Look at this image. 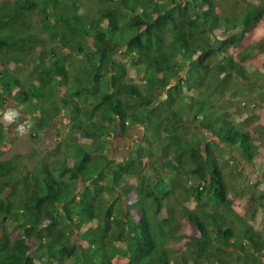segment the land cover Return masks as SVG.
I'll return each instance as SVG.
<instances>
[{
  "label": "trees",
  "instance_id": "1",
  "mask_svg": "<svg viewBox=\"0 0 264 264\" xmlns=\"http://www.w3.org/2000/svg\"><path fill=\"white\" fill-rule=\"evenodd\" d=\"M0 1V111L11 101L23 107L34 139L64 111L69 122V137L36 172L20 154L0 161V264H239L233 257L245 255L246 264H264V238L233 210L217 155L237 150L264 177V151L213 101L232 82L253 79L249 58L259 51L252 38L264 0L238 15L214 0ZM53 45L65 52L51 51L48 63ZM186 112L199 130L184 121ZM130 123L148 134L131 158L116 162L106 138L127 134ZM154 157L159 175L148 178ZM204 198L211 222L189 206ZM173 199L200 233L192 251L175 257L164 215Z\"/></svg>",
  "mask_w": 264,
  "mask_h": 264
},
{
  "label": "rangeland",
  "instance_id": "2",
  "mask_svg": "<svg viewBox=\"0 0 264 264\" xmlns=\"http://www.w3.org/2000/svg\"><path fill=\"white\" fill-rule=\"evenodd\" d=\"M214 1L225 13L230 15L241 14L246 9L255 7L261 2V0ZM85 3L88 9L95 6V3L92 1H85ZM70 8L72 7L67 8V10H70L69 12L72 10ZM235 32L236 31H233L232 34ZM219 37L222 39L223 35ZM252 44L259 46L258 53H253L249 58V75L253 79L244 84L236 81L232 82L231 89H228L222 97H214L215 99H213V101L215 105H221L227 108V110H229L228 114L237 118L238 125L247 128L256 139L260 141L261 148L264 151V16L255 27ZM55 49L59 53L65 52L58 45L54 46L52 50H48V63L52 62L53 54L51 51ZM216 61L217 60L213 62ZM127 67L131 71L130 77L135 79L132 65L127 63ZM33 74L34 72L32 70H27L24 73V77L28 80L33 78ZM185 74V71L182 72L173 83L177 84L179 79H182ZM137 82L139 83L140 80H137ZM199 90L200 88L197 86V91ZM158 97L164 99L165 95L162 92H158ZM22 109L23 107L11 101L0 111V121L3 125L1 133L5 138V142L0 144V161L8 160L15 154H20L22 156L21 164L26 166L29 170L36 172L39 168V163L45 156L55 150L63 138L69 137V135H67V130L69 129L68 113L64 111L52 126L44 131L39 138L34 139L31 136L32 121L28 115L23 113ZM175 109L180 112L177 104ZM10 110L14 111L16 116L11 122H8L3 119V115ZM183 118L184 121H187L192 130H199L192 117L188 115V112H186ZM144 128L145 127L141 124L130 123L127 134L124 135L120 132L119 134L112 132L106 138L107 154L116 162L131 158L135 147L139 146V143L142 142L145 139V135L148 134ZM206 137H208L207 141L214 139L219 142L215 137H209V135H206ZM134 155L138 156L136 151ZM217 155L229 185V197L233 201V210L244 219L251 218L252 220H249L248 223H250L254 230L260 233L264 238V177L262 175L260 176V174L254 170V167L246 164L237 150L227 148L217 151ZM156 158L154 157L146 163V170H144V173L148 178H154L159 175L156 170V168H159V163ZM184 198L185 197L180 199L184 201ZM169 205L172 211H166V209H164V215L168 217L169 220V224L166 227L168 239L167 250L172 257L186 255L189 251L194 249L189 242L190 239L198 237L200 233L185 219L175 199H173ZM189 206L195 209L207 222L212 221L209 215L212 209V203L208 198H204L201 203H196L191 200ZM220 211L226 225H230L235 229H240L241 226L238 220L235 219L234 214L226 213L224 210ZM16 236L17 234L14 235V237ZM176 236H180V239L172 238ZM233 259L239 264H246L248 256L245 255L243 258L233 257ZM114 263L124 264L125 261L117 259Z\"/></svg>",
  "mask_w": 264,
  "mask_h": 264
},
{
  "label": "clouds",
  "instance_id": "3",
  "mask_svg": "<svg viewBox=\"0 0 264 264\" xmlns=\"http://www.w3.org/2000/svg\"><path fill=\"white\" fill-rule=\"evenodd\" d=\"M15 116H16V113L14 111L10 110V111L4 113L3 119L5 121L11 122L14 119Z\"/></svg>",
  "mask_w": 264,
  "mask_h": 264
},
{
  "label": "flooded vegetation",
  "instance_id": "4",
  "mask_svg": "<svg viewBox=\"0 0 264 264\" xmlns=\"http://www.w3.org/2000/svg\"><path fill=\"white\" fill-rule=\"evenodd\" d=\"M120 133H122L121 131H119ZM119 132H117V134H119ZM123 134V133H122ZM125 135V134H124Z\"/></svg>",
  "mask_w": 264,
  "mask_h": 264
}]
</instances>
